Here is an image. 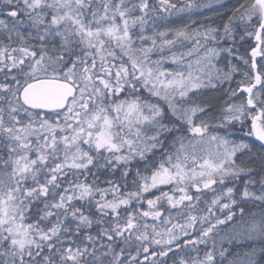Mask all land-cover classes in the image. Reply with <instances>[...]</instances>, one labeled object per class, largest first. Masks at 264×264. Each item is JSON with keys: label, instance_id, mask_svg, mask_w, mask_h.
Returning a JSON list of instances; mask_svg holds the SVG:
<instances>
[{"label": "snow or ice", "instance_id": "6c2138e0", "mask_svg": "<svg viewBox=\"0 0 264 264\" xmlns=\"http://www.w3.org/2000/svg\"><path fill=\"white\" fill-rule=\"evenodd\" d=\"M258 187L264 0H0V264H213Z\"/></svg>", "mask_w": 264, "mask_h": 264}, {"label": "trees", "instance_id": "16d2710c", "mask_svg": "<svg viewBox=\"0 0 264 264\" xmlns=\"http://www.w3.org/2000/svg\"><path fill=\"white\" fill-rule=\"evenodd\" d=\"M257 191L262 192L259 187ZM241 200L243 198H240ZM236 213L237 210L233 207L226 209L225 226L221 229L216 223H210L213 227L212 233L195 250L189 249L187 254L191 257L198 255L203 258L206 254L211 253L214 256L213 264H264V239L244 240L237 231L243 227L246 228L248 224L244 218H241L238 220L241 226H237L233 218ZM229 221L230 224H228ZM222 230L223 234H221ZM193 238L195 237L193 236ZM234 245L239 247L233 248Z\"/></svg>", "mask_w": 264, "mask_h": 264}, {"label": "flooded vegetation", "instance_id": "af4514ba", "mask_svg": "<svg viewBox=\"0 0 264 264\" xmlns=\"http://www.w3.org/2000/svg\"><path fill=\"white\" fill-rule=\"evenodd\" d=\"M262 200H264V191L261 192V199L253 198L248 200L243 199L240 201V197H238L235 205L233 206V208L237 210V213L236 215H233V218H234V222H236V225L239 227L241 226V223L238 220L244 218L246 220V223L248 224L247 227L255 226L257 228H260L262 236L258 239L263 240L264 239V204L261 203ZM241 209H243V211H241ZM225 214H226V209L217 210L214 214V217L209 220L208 224L214 222L216 223L217 226H219L222 229L225 226ZM217 220L221 222L217 223L216 222ZM230 223L231 222L229 221L228 224ZM223 233L224 231L222 230L221 234ZM234 247L238 248L239 246L234 245L233 248Z\"/></svg>", "mask_w": 264, "mask_h": 264}, {"label": "rangeland", "instance_id": "374dc122", "mask_svg": "<svg viewBox=\"0 0 264 264\" xmlns=\"http://www.w3.org/2000/svg\"><path fill=\"white\" fill-rule=\"evenodd\" d=\"M239 234H241V237L243 236L244 240L250 241V240H255L260 238L261 231L260 228H257L255 226H250V227H243L241 230L238 231Z\"/></svg>", "mask_w": 264, "mask_h": 264}]
</instances>
